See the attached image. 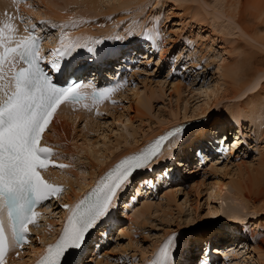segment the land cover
I'll use <instances>...</instances> for the list:
<instances>
[{
  "label": "rangeland",
  "instance_id": "374dc122",
  "mask_svg": "<svg viewBox=\"0 0 264 264\" xmlns=\"http://www.w3.org/2000/svg\"><path fill=\"white\" fill-rule=\"evenodd\" d=\"M55 1L59 3V7H61L64 15L56 16L52 13L47 14L52 17L54 16L53 18L55 19L51 23L49 22L50 24L45 28V32L50 36L53 35L50 41L51 43L64 37V34H67L69 30L73 34H78L80 31H83L82 33L90 32L94 35L99 34V38H107V41L108 39L115 40L117 35L126 38L129 36L128 32L131 31L132 34L130 36H134H129L128 42L123 44V47L121 45L117 47L120 49V54L124 55L132 48L131 45L138 40H140L138 48L140 45V49L142 47L146 48L143 41H148L146 37L144 38V36H148L145 35L147 31L152 30L151 32H153L155 30L159 32L158 36H160L157 38L159 42H157L156 48L153 47L150 49V44L147 46L146 56H142L141 54L142 52L144 54L146 53L144 50L136 51L140 54L137 59V68H135L136 71L138 70V73L133 75L131 72L133 76L128 80V82L130 81L129 85L124 84L125 87L124 85L122 86L121 96H118L119 100L113 105L115 107L113 114L106 110H100L94 114H90L89 116L95 118V120L88 118L92 121L91 124H86L87 119L85 120L84 117L73 120L68 118L70 116L67 117L65 115L66 119L69 120L64 121L61 119L65 126L62 129L61 136L58 137L63 140V135L67 133L68 136L65 135L69 137L66 139L67 149L69 146L73 149H68L69 156L66 155L67 152H63L67 156V164L65 165H71L69 169L66 167L64 172L66 173V169H71L70 172L67 170V175L69 174L68 177L73 176L74 179L72 178V181L82 182L84 178L90 179L88 175L89 169L85 164L87 163L90 167L94 165L93 160L97 156L94 155L96 152L97 154L115 152L112 155L114 157L124 152V150H129L135 143L137 145L138 143L140 144L148 136L157 131L160 125L165 124L173 113L178 112V116L180 117V111H182L183 105L186 102L185 100H187L186 111H189L192 105L197 103V100L199 101V98L204 97L199 89L208 86L212 88V85L217 82L218 72L216 69L219 63H223V59L231 63L236 62L235 65L240 67L243 75L246 74V71L250 68L249 66H252L253 70L264 68V63H262L264 62V38H261L262 36L264 37V0H133L132 2L126 0L129 1L127 2L129 3L128 5L123 0H114L115 2L117 1L116 3H113L111 0V3L107 0H100V4L98 3V5L96 1L94 7L90 6L88 0ZM27 2L35 10L36 8L39 10V7L43 9L45 5L39 0H27ZM118 2L124 4L120 5ZM218 9L225 14H218L216 12ZM231 12L234 13L233 17H230ZM228 14L230 15L228 16ZM45 17L47 16L45 15ZM72 25L74 28L80 25L81 30L75 31L79 26L71 30ZM60 33L61 35L63 34L62 37ZM110 35L111 37L116 35V37L109 38ZM260 38L262 40L259 41L262 44L257 40ZM50 47H46L47 51L51 50ZM262 47L263 49H261ZM253 57L256 58L253 59ZM258 59L259 61L262 60V62L258 61V63L262 64L256 63L253 65ZM250 62H252L251 65ZM237 80L239 81V79ZM174 82L180 84L181 88L179 87V90L173 89L171 84ZM233 82L231 79H228V83L223 84L220 87L221 89L215 88L214 86L216 95L212 96V99L218 98L220 102L217 105V111L224 108L229 109L231 106L248 109L250 104H252L250 100L259 94L260 96L258 98L262 99L264 96V77L262 80L260 79L258 87L256 86L257 89L254 88L252 89L253 91L251 89L250 91H246L245 96L232 97L228 94V92L232 93L236 87V84ZM127 86H130V88L138 87V91L140 90L137 93L138 96L127 92ZM258 108H264L263 99L258 104ZM201 117L207 118L203 124L198 125V128L191 132L193 135L182 142L181 148H186L190 144H196V141L198 142L199 139L202 141L205 137L208 138L209 134L215 132H221V134L226 133L225 136L229 133V140L231 142L235 139L232 147L230 145L227 147L220 145L218 149H222L223 151L226 149V152L228 150L230 151V149L232 151L237 141L235 134L239 131L241 135L238 138L241 137L242 139L238 140H244V144L242 143L239 147L235 146L230 156L226 152V154L223 152L216 156L214 160L209 155L208 162L202 168L193 167L194 169L192 168L190 172L183 175V179L182 177L181 179L177 178L176 181L172 182L167 180L169 183L167 187L163 182L161 184L159 182L160 179L157 177L158 180L155 188H147L144 194H139L140 198L137 199V204H134L133 207L126 208L124 201L126 200L125 202H127L130 198L133 186L139 185V181L147 180L150 175H153V170L160 172L161 168L169 167L168 159L161 160L158 163L157 159L161 156L158 153V156L154 158L157 161H153L156 164L152 168V172L149 171L151 167L138 172L140 174L137 173L136 177H134V180H136L135 185L133 183V186L129 189L130 191L128 190L125 192L126 194L124 193L123 196H120L115 206V214H117L120 219L119 223H121V227L118 229L119 234L118 236L115 234L114 239L108 245L109 249L104 252L99 260L97 258L92 260L93 264H145L147 260H149L147 264H150V261L156 256V252H158V246L160 247L163 243L161 241L164 240L165 242L168 240L167 237L171 233L178 237L182 232L181 229L184 228H193L192 230H194L191 234L193 240H190L194 245V253L189 252L190 256L192 254V259L189 258L191 261L189 263L185 262L186 264H195L196 259L194 257L201 253L200 251L204 249V243H207V240L211 244L209 239H212L214 242L211 244L212 246H217L219 242L222 245H227L225 246L227 248L224 250L225 255L223 258L218 259L219 264H264V180H261L259 183H254V173L249 175L251 179L247 177L244 180L245 182L243 181L246 187L243 193L247 201L239 194L232 195L233 198L237 199L233 200V202L230 201L229 214L231 216L229 218L224 215L225 219L222 222L199 224L198 226L191 223L193 220H200L204 218L203 216L209 215L208 208L211 205H217L218 200H223V207L229 203V198H225V201H227L225 204L222 196H219L217 201L211 198L220 191V184L228 180L230 181L233 178H238L237 171H241L239 172L241 177L245 176L244 174L246 172L244 173L243 171L245 168L242 167L236 170L235 164L238 163L239 165L248 166L247 169L250 168L249 166L263 164L262 170H264V135L260 133L264 129V114H258V116L253 117L252 130H249L247 125L243 124L245 123L244 121H242L241 125H226V131L217 130L222 115L210 114L209 116ZM207 119L210 120L207 122ZM188 133L189 131L186 134ZM135 140L137 141L135 142ZM78 145L83 146L85 149L87 146L91 148L87 147L88 150L86 149V151L84 149L85 152L77 148ZM198 145L196 146L197 148L202 146L201 144ZM92 147L96 148V152L94 148L92 150ZM170 148L168 146V149ZM89 149L95 153L93 154ZM193 150L194 147L193 149L190 148L188 150L189 152L185 154L188 156L192 155L193 152L191 151ZM88 152H91L93 155ZM209 160H213L214 162H209ZM217 160L220 161L217 166L221 167V169L216 168L213 171L209 165L212 162L216 163ZM166 164L167 166L165 167ZM222 167L226 170H223ZM262 170H258V173ZM233 171L235 172L233 173ZM256 175L258 174L256 173ZM200 182H202V185ZM148 201H150V206L152 205L146 211V213L148 211L149 213H144V216L140 215L141 218L137 219L135 217L133 220L131 217L132 215L134 217L135 209L141 207L144 202ZM52 213L55 214L56 210ZM46 224L51 223L47 221ZM120 229H123L125 232L120 233ZM192 244L190 245L193 247ZM253 248L261 252L258 253L257 251L260 256ZM155 250L156 252H154ZM181 250L175 259L181 256V259L186 261L182 256L191 249L189 247L186 250L184 246ZM151 252L156 254L154 255ZM183 252L184 254L182 255ZM25 255V257L29 256L28 254ZM227 255L228 257H225ZM175 263L177 264V262ZM185 263L182 262V264Z\"/></svg>",
  "mask_w": 264,
  "mask_h": 264
},
{
  "label": "snow or ice",
  "instance_id": "6c2138e0",
  "mask_svg": "<svg viewBox=\"0 0 264 264\" xmlns=\"http://www.w3.org/2000/svg\"><path fill=\"white\" fill-rule=\"evenodd\" d=\"M13 19L0 21V264H7L6 255L11 250L29 242V225L37 223L39 215L36 206L58 197L62 190L42 175L54 155L51 147L42 145L43 133L62 103L76 104L86 98L79 82L70 79L63 85L54 82L53 75L66 69L57 60L44 64L35 35L36 25L32 24L31 29L26 26L25 32L29 34L18 36ZM20 19L23 21L25 17ZM62 45V49L56 50L60 57L69 55L77 46L71 41L63 44V39ZM21 63L23 67L18 66ZM116 87L94 90L93 100L106 98ZM181 131L177 127L159 137L153 146L124 157L75 206L63 205L69 209L66 225L36 264H63V257L80 249L90 230L109 213L117 192L132 174L146 168L158 155L161 141ZM171 241L169 238L160 247L150 264H171Z\"/></svg>",
  "mask_w": 264,
  "mask_h": 264
},
{
  "label": "bare ground",
  "instance_id": "6f19581e",
  "mask_svg": "<svg viewBox=\"0 0 264 264\" xmlns=\"http://www.w3.org/2000/svg\"><path fill=\"white\" fill-rule=\"evenodd\" d=\"M27 1V0H26ZM29 1V0H28ZM40 2H42V3H44L45 5L43 6L44 8L43 9H41L40 7H39V10H37V8H36V10H35V8H34V6H33V8L34 9H32L29 5H30V3H29V5H28V2L26 3L25 2V0H0V21H5V20H7L8 18H11V17H14L15 19H13L12 20V22L16 25V27H17V34H18V36H23L24 35V26H25V24L27 23V22H21L20 20H18V15H22L21 13H20V9H21V7H23V10H24V12L26 13L25 14V19L24 20H27L28 22H30L32 19H34V20H39V18H43L45 15L47 16V14H50V13H52L53 15H56V16H60V15H64V13H63V11L61 10V7H59V3L57 2V1H55V0H39ZM96 1H97V4L99 3L100 4V0H99V2H98V0H88V2L90 3V6L91 7H94L95 5H96ZM106 1V0H105ZM109 3H111V1L113 2V3H116L114 0H107ZM119 1V0H118ZM123 1H126V0H123ZM129 1H133V0H129ZM129 1H126V2H124L125 4H129V3H127V2H129ZM217 1V0H216ZM21 3V6L20 5H18V3ZM103 3V2H102ZM113 3H112V5H113ZM124 3H120V2H118V4H120V5H122V4H124ZM98 4V5H99ZM35 5V4H34ZM126 6V5H125ZM230 6V5H229ZM64 7V6H63ZM68 7V6H67ZM215 8V7H214ZM264 8V7H263ZM18 9V10H17ZM90 9V8H89ZM98 9V8H97ZM221 9V8H220ZM237 9V8H236ZM94 10V9H93ZM99 10H100V8H99ZM90 12H92L91 10H89ZM198 11V10H197ZM216 11V10H215ZM10 12H15V15L17 16H15L14 14L12 15V16H10L9 17V14H10ZM195 12V11H194ZM218 14H220V15H222V13L223 12H220L219 11V9L216 11ZM95 13V12H94ZM227 13V12H226ZM236 13H237V11H236ZM225 13H223V15H224ZM231 14V16L230 17H233L234 16V13L233 12H231L230 13ZM230 14H228V16L230 15ZM239 14V13H238ZM32 15H35V16H32ZM261 15V14H260ZM217 16V15H216ZM227 16V15H226ZM54 17V16H53ZM229 17V18H230ZM32 18V19H31ZM82 18V17H81ZM52 20H53V18H51ZM228 19V18H227ZM231 19V18H230ZM51 20V21H52ZM233 21V20H232ZM34 22V21H33ZM81 22V21H80ZM83 22H84V20H83ZM86 23H88L87 21H85ZM82 23V22H81ZM48 25V23H44L43 24V28L45 27V26H47ZM86 25V24H85ZM79 26V28H77ZM77 27H76V25H75V27L77 28V30H75V31H78L79 29H80V25H78ZM86 27H87V25H86ZM85 27V28H86ZM72 28H74V26L72 25L71 26V30H73ZM76 28H74V29H76ZM240 28V27H239ZM154 29V28H153ZM241 29V28H240ZM81 30V29H80ZM85 31H86V29H85ZM132 31H134V30H132ZM152 31V30H151ZM151 31H147V34H150L151 35V39L149 38V35L148 36H144V38L146 37V40H148V41H146V42H144L143 41V43L146 45V47H147V45H149L150 44V46L151 47H155L156 48V44H157V42H159L158 41V37H160V36H158V35H156L157 33H159V32H156L155 30L153 31V32H151ZM67 32V31H66ZM65 32V33H66ZM68 32H70V30L68 31ZM68 32H67V34H68ZM83 31H80L78 34L76 33V34H73V33H69L68 35L67 34H64V37H62V38H60L59 39V41L58 42H54L55 44H54V46L57 48V46L58 45H60V44H62V39H63V43H68L69 41H71V42H73V43H75L77 46L76 47H74L73 48V50L72 51H74V52H77V51H81L82 53H86L87 51H89L88 49H91V51L92 52H94L95 51V49L97 48V46H99V45H102V44H107L108 45V47H110V48H117L118 46H120L121 45V47H123L124 45L123 44H125V43H127L128 42V38H129V36H130V34H132V32L131 31H129L128 32V34H129V36H127L126 38H123L122 36H118L117 35V37H116V35L115 36H112V37H116L115 38V40H110V39H108V41H107V38H105V39H103V38H99V34H96V35H94V34H91L90 32L89 33H82ZM86 32H88V31H86ZM134 34H136V32L134 31L133 32ZM60 35H61V33H60ZM66 36H68V37H66ZM105 36V35H104ZM132 36H134V35H131L130 37H132ZM44 37H45V39H44V47H46V45L48 46L49 44H50V42H49V40H48V36L46 35V34H44ZM100 39H98V38ZM111 37V35L109 36V38H112ZM261 38H264L263 36L261 37ZM257 39L258 40V42H260L262 39ZM260 40V41H259ZM264 40V39H263ZM256 43H257V41H256ZM261 44H262V42H260ZM264 43V42H263ZM259 44V43H258ZM53 46V47H54ZM139 46V45H138ZM137 46V47H138ZM264 46V45H263ZM55 47H54V49H55ZM59 47V46H58ZM140 47H141V45H140ZM140 47H139V49L138 50H136V51H143V47L140 49ZM145 48V47H144ZM131 49H135V48H131ZM131 49L129 50V51H127V53H125L124 55H121L120 54V49L119 48H117V50L115 49V52L113 53V54H115V55H109L108 56V59L106 60L107 62H109V63H112L114 60H116V59H120L121 57H124L123 59H122V61L124 62L125 60H126V62H131L132 61V59H131V57H129L128 58V55H129V53L131 52ZM261 49H263V47L261 48ZM136 51H134V61H135V64H128V63H125V68L126 69H128L127 71H126V73H124L123 74V76H125L126 78L128 77V76H133V75H135L136 73H138L136 70H135V68H137V58H139V56H140V54L138 53V52H136ZM53 54V52L51 53V55ZM263 56V55H262ZM254 58H256V57H253V59ZM129 60V61H128ZM221 60V59H220ZM258 61H259V59L257 60V62L255 61V63L253 64V65H255L256 63H258ZM261 62H262V60H260ZM259 61V62H260ZM264 61V60H263ZM253 62V61H252ZM252 62H250V65H251V63ZM262 63H264V62H262ZM262 63H258V64H262ZM236 64V62H234V63H231L230 61L228 62L227 60L225 61V59H223V63H219V65H218V67H217V72H218V79H217V82L216 83H214L212 86V88H210L209 86L208 87H205V88H201V89H199V91L204 95V97H202L201 95V97L202 98H199V101L197 100V103H195V104H193L192 105V107L190 108V110L189 111H186V103H187V100H185L186 102H185V104L183 105V108H182V111H180L181 113H180V117L178 116L179 114H178V112L177 113H173L171 116H170V118L169 119H167V121L165 122V124H162V125H160V127L158 128V130L157 131H155L154 133H152L150 136H148V138H146L144 141H142L140 144L138 143V145L136 144H134V146H132V148H129V150H127V151H125L124 150V152H122V153H119V154H117V155H115L114 157H112V155H113V153H115V152H110V153H106V152H103V153H100V154H97V152L95 151V149L96 148H94V147H92V150H93V148H94V151L96 152H92V150L91 149H89V150H91V152L94 154V155H97L95 158H94V165L92 166V167H90L87 163L85 164V165H87L86 167H88V169H89V177H90V179H88V178H84L83 179V181L82 182H77L76 180H73L72 181V178H73V176L71 177V176H69L68 177V175H67V170L69 169V167H68V169H66V173L64 172V170H65V168H58V169H52V170H50L49 171V173H50V175L52 176V177H58V178H60L62 181H63V183L64 184H66L67 185V188H66V190H65V193H64V196H63V201H70V202H73V199L75 198V197H78V196H82L83 194H81V193H85V191H87L89 188H87V190H85L86 189V187H88V186H90L91 184H93V185H97L98 183H99V178H100V173L103 171V170H105L108 166H111L112 165V163L116 160V158L119 156V155H121V154H123V153H131L133 150H135L136 148H139V146L141 145V144H143V143H147L148 141H149V139H151V138H154L156 135H158V134H160V133H164L165 131H167V129L168 128H170V127H172V126H176V125H178V124H180L183 120H189V119H194V122H195V126L196 127H194L192 130H189L188 128H187V130L185 131L183 128V130L182 131H185L183 134H182V136H177V135H175V136H173V137H170L163 145H162V148L160 149V151L158 152L159 154H161V156L157 159L158 160V163H159V161L161 162V160H164V159H168L169 160V164L171 165L172 164V162H173V164L175 163L176 165L174 166V167H172V165H171V167L169 168V167H166V169L164 170V171H160V172H157L156 174L155 173H153V175H150L149 177H148V179L147 180H145V181H139V185H137V186H133V188L131 189V196H130V198L128 199V201L127 202H125L126 203V208H128V207H133V201L136 199H139L140 198V193L141 194H143L144 193V191L147 189V188H152V187H155V185H156V182H157V177L160 179L159 180V182L161 183V182H163L165 185H166V187H167V185L169 184L168 182H167V180L170 182V175L172 174V168H176V170H178L179 168H180V165L182 164V162H181V157H182V155H184L185 153H187V152H189L188 150L191 148V149H193V147H194V150H195V148H197L196 146H199L198 144H201L202 146L201 147H199L200 148V151L202 152V153H200V155H199V158H200V160H202L203 158H205L204 160L206 161L207 160V158H209V153H210V151L209 150H206L205 148H206V146L207 145H212V147H215V146H220L221 144H219L220 142H222L223 141V139L224 138H220L221 136H223V135H226V133L224 134V133H222L221 134V132H215V133H212V134H209V137L208 138H206L205 137V139H203L202 141L199 139V141L197 142L196 141V144H190V145H188L186 148H184V147H182L181 148V144H182V142L184 141V140H186V138H189L191 135H193V134H191V132H193L194 131V129H196V128H198V125H200V124H203V122H204V120L207 118V117H201V116H209L210 114H219V115H222V117L220 118L221 120L219 121V125H218V128H217V130H225L226 131V125H230V124H232V125H237V124H239V125H241V123H242V121H244L245 123H243V124H246L247 125V127H248V129L249 130H252L253 129V117L254 116H258V114L259 115H263L264 114V108H258V104L262 101V99H263V101H264V96L262 97V99L261 98H258V96H260V94L258 95V96H256V97H254L253 99L250 97V99H252V100H250L249 98V100H250V102H252V104H250V106H249V108L248 109H243L242 107H239V106H231V107H229V109H227V108H224V109H220L219 111H217V105H218V103H220L219 102V99L218 98H214V99H212V96H214V95H216L215 94V88H220L221 86H223V84H225V83H228V79H231L232 81H234L233 83H235L236 84V87L234 88V90H233V92L232 93H229L228 92V94H230V96H235V97H237V96H242V95H244L245 94V92L246 91H250V89L252 90V89H257V87H258V84H259V82H260V79L262 80V78L264 77H262V75L264 74V68L263 69H259V70H257V69H252V66H249L250 68L246 71V74L245 75H243V72H241V70H240V67L238 66V65H235ZM135 70V71H134ZM239 70H240V73H239ZM140 71V70H139ZM131 72L133 73V75L131 74ZM236 76H238L237 78H236ZM241 77V78H240ZM220 78V79H219ZM237 79H239V81L237 80ZM119 82L118 83H122L123 82V79H121V80H118ZM133 82V81H132ZM129 83H130V81L129 82H127V83H125V84H127V85H129ZM121 85V84H120ZM172 86H173V89H176V90H179V87H180V84L179 83H176V82H174L173 84H171ZM228 85V84H227ZM134 86V85H133ZM214 86H215V88H214ZM257 86V87H256ZM124 87H125V85H124ZM130 86H127V92H131V93H133V94H136L137 95V93L138 92H140V90L138 91V87L136 88H130ZM161 88V87H160ZM181 88V87H180ZM261 88V87H260ZM148 89V88H147ZM221 89V88H220ZM227 90H228V88H226ZM123 90V89H122ZM122 90H119L118 91V87H116V98H118V96L120 97L121 96V91ZM129 90V91H128ZM142 91V90H141ZM150 91H151V89H150ZM159 91V90H158ZM198 91V92H199ZM253 91V90H252ZM145 92V91H144ZM155 92V91H154ZM176 92V91H175ZM197 92V91H196ZM219 92V91H218ZM218 92H216V93H218ZM142 93V92H141ZM140 93V94H141ZM173 93V92H172ZM177 93H179L178 91H177ZM181 93V92H180ZM247 93V92H246ZM132 94V95H133ZM146 94V93H145ZM193 94V93H192ZM195 94H198V93H195ZM251 94V93H250ZM124 95H125V93H124ZM123 94H122V97L124 96ZM142 95V94H141ZM178 95V94H177ZM199 95V94H198ZM226 95V94H225ZM134 96V95H133ZM138 96V95H137ZM147 96V95H146ZM245 96V95H244ZM126 97V96H125ZM131 97V96H130ZM140 97V96H139ZM193 97H194V95H193ZM216 97V96H215ZM225 97V96H224ZM124 98V97H123ZM135 98V97H134ZM141 98V97H140ZM139 99V98H138ZM150 99V98H149ZM153 99V98H152ZM231 100H233V99H231ZM248 101V100H247ZM142 103V102H141ZM190 103V102H189ZM144 104V103H143ZM191 104V103H190ZM85 105H87V107H85ZM93 105H95L94 103L92 104V102L91 101H84V102H81V103H79V104H72V103H65V104H63L62 105V107L59 109V111H58V114L57 115H55L54 117H53V120H52V123L50 124V126H49V130L44 134V141L45 142H50V143H52L53 145H54V147H55V151L57 152V155L59 156V157H62L63 158V160L65 159V158H67V156H69L68 155V153H69V150L68 149H71L70 148V146L68 147V149H67V144H66V139L67 138H69V137H67L68 135H67V133H65V135H67V136H65V135H63V140L62 139H60L58 136H61V133H62V129L64 128V126H65V124L61 121V119L62 120H69V119H66V116L65 115H67V117L68 116H70V117H68V118H70V119H75V120H77V119H79L80 117H84V119L86 120L87 119V121H86V124H88V123H90L91 124V122L92 121H90L89 119H94L95 120V118L94 117H91V116H89L90 114H92V110H91V108L93 107ZM100 105H101V107L102 108H104L107 112H110V113H114L113 112V110H114V106H111L110 104H107V103H104V102H101L100 103ZM254 106H257V107H254ZM120 107V106H119ZM129 108H131V107H129ZM129 108H128V110H129ZM145 108V107H144ZM248 110H249V112H248ZM209 112H211V113H209ZM121 114V113H120ZM93 116V115H92ZM95 116V115H94ZM98 117V116H97ZM129 117V116H128ZM195 117H196V119H195ZM198 117H200V118H202L201 120H199V122L198 123H196L197 121H198ZM89 118V119H88ZM82 119V118H81ZM98 119V118H97ZM181 119H183L182 121H181ZM93 120V121H94ZM128 120H130V118H128ZM132 120V119H131ZM210 119H207L206 121L208 122ZM184 121V122H185ZM186 121V122H187ZM189 121H192V120H189ZM131 122V121H130ZM64 124V125H63ZM160 124V123H159ZM208 124V123H207ZM204 128V127H203ZM221 128V129H220ZM262 129V128H261ZM189 131V133L188 134H186L187 132ZM204 133V132H203ZM260 133H262L261 135H264V129H262L261 130V132ZM208 135V134H207ZM241 135V132L239 131V132H237L236 134H235V136H236V142H235V146H241L242 145V143L244 144V140H241V141H239L240 139H242L241 137H239L238 138V136H240ZM261 138V137H260ZM259 138V139H260ZM239 139V140H238ZM137 140H135V142H136ZM235 141V139L234 140H232V143ZM228 142H231V140H229V138H228ZM86 143V142H85ZM95 143V142H94ZM231 143V144H232ZM90 144V143H89ZM88 144V145H89ZM228 144H230V143H228ZM91 145H93V144H91ZM185 145V144H184ZM87 146V145H86ZM168 146H170L171 148L170 149H168ZM223 146V145H222ZM235 146H234V148H232L233 150L235 149ZM88 147V146H87ZM86 147V149L88 150V148H91V147H88L87 148ZM105 147V146H104ZM74 148H75V142H74ZM77 148H80V150L81 151H85L86 149L83 147V146H77ZM85 149V150H84ZM71 150H73V149H71ZM86 150V151H87ZM193 150V151H194ZM222 150V149H221ZM228 150V149H227ZM232 150V151H233ZM85 151V152H86ZM193 151H191V152H193ZM232 151H231V149H230V151L228 150L227 152H226V149H224V151L222 150V152L221 153H223L224 152V154H228V156H230L231 154H232ZM63 152H67L66 153V155H64L63 154ZM91 152H88V153H90L91 154ZM226 152V153H225ZM93 154H91V155H93ZM189 154H191V153H189ZM186 155V154H185ZM158 156V155H157ZM156 156V157H157ZM181 156V157H180ZM187 156V155H186ZM156 157H154V158H156ZM224 157H225V155H224ZM223 157V158H224ZM69 159H71L70 157H68ZM153 158V159H154ZM192 159H194V156L193 157H191ZM219 158V157H218ZM68 159V160H69ZM88 159V158H87ZM152 159V160H153ZM156 160V161H157ZM167 160V161H168ZM176 160H179V162H176ZM221 160V159H220ZM71 161V160H70ZM96 161V162H95ZM155 161V162H156ZM187 162L188 161H191V160H188V158H187V160H186ZM211 161H213V160H209V162H211ZM260 161V160H259ZM68 163H69V161H67ZM165 162V161H164ZM206 162H208V160L206 161ZM214 162V161H213ZM212 162V164L211 165H209V167H211L212 169H213V171L216 169V168H219V170L221 169V167H218L217 165H218V163L220 162V161H216V163H213ZM261 162V161H260ZM71 163V162H70ZM157 163V164H158ZM152 163L150 162L148 165H147V167L146 168H143V169H149L152 165H151ZM246 164V163H245ZM207 165V164H206ZM236 165V170H238V168H242V167H244L245 168V170H243L244 171V177H241L240 175H239V172H241V171H237V173H238V175H237V177L238 178H233L232 180H228L227 182H224V183H222V184H220V191L219 192H217V194L216 195H214V196H212V198L211 199H213V200H215V201H217L218 200V198H219V196H222L223 197V199H224V201H225V198H229V203L227 204V205H224V207H223V200H218L217 202V205L215 204V205H211V207H209L208 208V210L207 211H209V215H205V216H203L204 218H202V219H197V220H193V222L191 221V223H193L194 225H196V226H198L199 224L201 225V224H206V223H217V222H222L225 218H224V215L225 216H227L228 218L231 216L230 214H229V212H230V210H229V204H230V201L231 202H233V200H236L237 198H233L232 197V195H234V194H239V195H241L242 197H243V199L245 200V201H247L246 199V196H245V194L243 193L244 191H245V189H246V187H245V184L243 183V181L245 180V178H247V177H249V175L251 174V173H254L255 174V176H253V177H255L254 179V183H259L261 180H264V170H262V165L263 164H261V165H258V166H249L250 168L249 169H247L248 168V166H244V165H239L238 163L237 164H235ZM251 165V164H250ZM169 166V165H168ZM90 167V168H89ZM254 167V168H253ZM223 168V167H222ZM95 169H97V170H95ZM194 169V168H193ZM207 169V168H206ZM225 168H223V170H224ZM229 169H231V168H229ZM235 169V168H234ZM71 170V169H70ZM70 170H68L69 172H70ZM140 170V169H139ZM138 170V171H139ZM222 170V171H223ZM226 170V169H225ZM258 170H262V171H260L259 173H258ZM204 171V170H203ZM206 171V170H205ZM243 171H242V173H243ZM85 172V171H84ZM226 172V171H225ZM225 172H224V174H225ZM235 171H233V173H234ZM137 173V172H136ZM214 173V172H213ZM256 173L258 174V175H256ZM138 174H140V173H138ZM71 175V174H70ZM226 175V174H225ZM229 175V174H228ZM162 176H167L166 178H163ZM240 176V177H239ZM252 176V175H251ZM132 177V176H131ZM131 177L129 178V180H128V182H126L124 185H123V187L117 192V194H116V197L114 198V200H113V203H112V207L110 208V210H109V213L104 217V218H102L97 224H96V226L99 224V223H101L102 221H104V223H105V220H108V218L109 217H111V216H114L115 215V217H116V219H118V216L115 214V206H116V204H117V201H118V198H119V196L120 195H123L125 192H127L128 190H129V188L131 187V185H132V179H131ZM135 177H136V175H135ZM233 177V176H232ZM250 178V177H249ZM74 179V178H73ZM231 179V178H230ZM251 179V178H250ZM163 180V181H162ZM95 181V182H94ZM247 181V180H246ZM94 182V183H93ZM138 182V181H137ZM159 182H158V184H159ZM245 182V181H244ZM77 183V184H76ZM135 183H136V181H135ZM135 183H134V185H135ZM204 183V182H203ZM157 184V185H158ZM162 184V183H161ZM198 184V183H197ZM200 184L202 185V182H200ZM77 185V186H76ZM92 185V186H93ZM194 185V184H193ZM91 186V187H92ZM195 186V185H194ZM90 187V188H91ZM196 187V186H195ZM195 189V188H194ZM85 190V191H84ZM136 190V191H135ZM172 193H174V192H172ZM167 194V193H166ZM165 194V195H166ZM175 194V193H174ZM169 200H170V198H169ZM173 201H174V199H173ZM186 202V201H185ZM226 202L227 201H225L224 203L226 204ZM145 203H146V205H145ZM148 203V204H147ZM150 201H148V202H144L143 204H142V206L141 207H139V208H137V209H139L138 211H137V209H135V211H134V217H133V215H132V217L131 218H133V220L135 219V217L138 219V218H141V216L140 215H143L144 213H146V211L148 210V208H149V206H150ZM213 203H215V202H213ZM52 203H49L47 206H46V209H47V212L46 213H44L43 214V218L45 219V221L46 220H50V223H51V221H52V225H49V226H45V225H43L41 222H39L36 226H34V230L36 231V235L37 236H35L34 237V240H33V244H31L29 247H28V249H25L24 251H22V255H20L19 257H15L14 255H12V256H10V258H9V260H8V262H7V264H29V262L31 261V259L34 257V255L37 253V251H39L41 248H42V245H40L39 244V239L40 238H50V237H54L56 234V232H57V230H58V228H59V224H60V221L62 220L61 218H64L63 217V215H64V212L63 211H61V210H57V212H56V214H55V216L56 217H54L53 216V213L51 214V216L52 217H54V218H52L50 215H48L50 212H52L53 210H54V208L53 209H51V206H53V205H51ZM158 205V204H157ZM180 205V204H179ZM192 205V204H191ZM152 206V205H151ZM150 206V207H151ZM159 206V205H158ZM189 206H190V204H189ZM180 208H181V205L179 206ZM192 210V209H191ZM137 211V212H136ZM117 213V212H116ZM135 213H137L136 215H135ZM147 213H149V211L147 212ZM146 213V214H147ZM47 214V215H46ZM144 216V215H143ZM61 217V218H60ZM192 217V216H191ZM118 220H120V219H118ZM190 221V220H189ZM103 223V222H102ZM119 226V228L121 227V223L118 225ZM106 227H107V222H106V224H104L103 225V227H101L98 231V233H99V237L100 236H102V235H104L105 233V229H106ZM118 228V229H119ZM193 228H184V229H181L182 230V232L178 235V237L176 236V235H171L169 238H172V241H171V244H172V246H171V248H170V253H171V256H170V261H171V264H176L175 262H174V259L176 258V256H177V254L179 255V253L182 251L181 249H182V247H184L185 246V249L186 250H188V245H187V242H188V240L190 241L191 239H192V237H191V234H192V232L194 231V230H192ZM121 230V232L120 233H124L125 231L123 230V229H120ZM178 232H180V231H178ZM118 234H119V231H118ZM118 234H117V236H118ZM168 238V239H169ZM193 240V239H192ZM195 241V240H194ZM204 242V241H203ZM165 242H163L161 245H160V247L164 244ZM225 245V244H224ZM224 245H222L220 242L218 243V245L217 246H215V245H211L209 242H208V240H207V243H204V249H202L201 250V248L203 247H201L200 248V254L198 255V256H195L194 258L196 259L195 260V264H202V262L203 261H205L206 260V258L208 257V255H209V253H211V254H215V253H218V251L220 250V248H222V247H225ZM227 246V245H226ZM160 247H158L159 249H160ZM227 247H225V249H226ZM106 250L104 251V252H106L108 249H109V247H106L105 248ZM154 249V248H153ZM159 249H158V251H159ZM191 249V248H190ZM207 249V250H206ZM254 250H255V252L257 253V249L256 248H253ZM191 250H188L187 251V253H185V255L184 256H182L184 259H186V261H183L182 260V262L183 263H185V262H187V263H189V261H191V259H192V254H191V256L189 255ZM202 251H205V253H203L202 254ZM27 252V253H26ZM156 252V251H155ZM225 252V251H224ZM91 253V252H90ZM152 253V252H151ZM156 253H158V252H156ZM155 253V254H156ZM258 253H261V252H259L258 251ZM257 253V254H258ZM25 254H28L27 256L28 257H25L26 255ZM104 254V253H100L99 255H97L98 257H97V260H99V258L100 257H102V255ZM106 254V253H105ZM154 254V253H153ZM154 254V255H155ZM201 254H202V256H201ZM107 255V254H106ZM105 255V256H106ZM153 255V256H154ZM259 256H260V254H258ZM89 256V255H88ZM225 257H228V255L227 256H225ZM151 258V257H150ZM155 258V257H154ZM153 258V259H154ZM189 258H191V259H189ZM152 259V260H153ZM251 259V258H250ZM101 260V259H100ZM96 261V260H95ZM253 263H256V262H253ZM186 264V263H185ZM194 264V263H193Z\"/></svg>",
  "mask_w": 264,
  "mask_h": 264
}]
</instances>
